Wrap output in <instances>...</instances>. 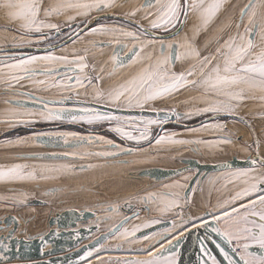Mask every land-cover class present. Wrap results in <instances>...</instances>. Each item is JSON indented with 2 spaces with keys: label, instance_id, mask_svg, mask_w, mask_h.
<instances>
[{
  "label": "snow or ice",
  "instance_id": "obj_1",
  "mask_svg": "<svg viewBox=\"0 0 264 264\" xmlns=\"http://www.w3.org/2000/svg\"><path fill=\"white\" fill-rule=\"evenodd\" d=\"M116 6V0H56L55 3L45 5L43 0H0V8L6 10L10 20L20 21L19 28L26 34L39 33L47 38L45 29L61 32V26L57 23L48 22V18L53 15L74 13L68 15V21H74L76 17H90L91 13L104 12ZM224 6V0H145L142 5L146 9L145 19L149 20L151 29L169 30L180 22V16L187 17L189 14L197 16L200 24L197 27V33L200 28L206 29L216 18L217 14ZM264 8V0H249V3L240 9L241 18L248 16V23L244 25L243 32L239 31L240 24L236 25L237 32L230 35L227 39L215 48L214 52L204 55L194 42L169 43L164 45L160 43L161 57L154 62L146 65L144 69L116 88L107 91L101 89L98 85L100 78H95L93 85L92 77L87 75H64L61 79L53 78L51 87L58 89H67L75 91L77 88L86 89L88 86H94L92 103L98 104L108 111H101L99 107L84 106L77 110L66 108L49 107V105L64 104L70 100L71 96L61 95L59 100H37L42 105L39 116L45 120H62L70 118L71 122H83L89 125L99 122H108L114 126L110 128L120 136L122 140L135 141L139 144L141 141L150 140V129L152 125H164L170 117L180 119V114L174 109L165 111L154 107L155 102L164 101L173 94L184 89H194L200 92V101L203 107H196L194 110L186 112V117L192 115H205L211 113L213 118L221 116L239 119L237 108L248 100L255 99V94L260 93V99L264 100V14H258V9ZM141 9H134L125 13L126 16H135ZM259 15V18H258ZM95 19V17H92ZM227 26H231L230 24ZM71 27V24H69ZM79 37V32L74 33ZM88 35H108L119 34L134 42L133 47L125 53V58L135 63L137 61H152L151 53L141 52L149 46L156 43L155 40H141V36L148 35L146 29L138 28L137 31H124L123 29L107 28L103 25L87 28ZM257 37V39H254ZM30 42V41H29ZM75 42V41H73ZM219 43V41H217ZM117 44L119 42L117 41ZM126 47V45L122 46ZM167 48V52H165ZM113 68H122L125 66V59L119 55L112 57ZM37 61L53 62L68 66L73 72H83L88 67L86 55H76L69 59L68 56H57L49 52L43 56H29L19 59L15 64L6 65L11 70H16L23 75H11L10 80L19 82L25 78H31L37 74V70L32 67ZM176 62L186 65L181 71H173ZM54 69H48L42 74L50 76ZM59 75V73H58ZM73 81L75 82L73 84ZM36 84H47L46 80L34 81ZM11 87V83H9ZM79 95V92H76ZM78 104L87 105L88 101H77ZM114 109V111H113ZM139 109L141 111L151 110L157 114L156 119L124 117L117 115L116 112L123 110ZM10 116L33 115V113H9ZM4 122L14 126L16 123H32L30 120H11ZM125 127L131 128L126 131ZM201 128L208 130L223 131V124H202ZM197 131V129H190ZM138 133V134H134ZM61 137L72 136L81 142L91 138L79 137L76 133H60ZM175 133L166 136H160L155 140L156 145L162 143L168 144H205L208 147H218L221 144L231 143L230 138L225 135L216 140H180L174 139ZM98 139L103 140V137ZM110 147L116 148L119 152H97V156H116L118 154H128L134 149L122 148L112 140L104 141ZM259 147V143H257ZM139 150V149H135ZM247 167L237 169L230 173L232 180H239L243 187L223 204L210 212L211 224L202 217H197L199 223H193V228H203L205 230L204 239L211 241L220 250V255L224 257L227 264H264V156L259 154L246 161ZM26 165L16 164L6 170L0 169V181L4 180H36V169L24 172ZM71 166H41V175L39 179H52L54 177L44 175L45 172H60L69 170ZM83 167V166H82ZM91 167V165H89ZM184 179H191L185 177ZM177 187L181 185L177 184ZM187 187V185H183ZM178 195V194H177ZM26 199V196L24 197ZM142 202L161 203L163 207L159 208L162 212H168L173 208L180 207L178 199H166L158 194L149 193L141 198ZM23 203L24 200H19ZM111 208V206H109ZM112 211L116 209L111 208ZM127 220V218H125ZM181 217V223H172L171 229H164L161 233H154V237L160 240L166 239L167 245L161 243L159 249L155 252L149 250L148 258L143 260L129 261L127 264H178L179 249L173 251V242L177 244L183 239L185 232L189 231L186 225L190 222ZM159 223L153 220L145 223L143 227H151L152 224ZM113 228H116L114 225ZM119 231V229H116ZM140 226H134L131 232L125 229L119 235L122 239L128 236H134L139 232ZM112 231V229H110ZM212 233L223 240L231 252L238 257L234 259L228 251L213 239ZM168 237H171L168 239ZM42 243L44 237H40ZM145 240L151 239L144 237ZM154 247V245L152 246ZM167 251L168 255L161 253ZM207 259H200L199 264H218L217 258L212 256L207 246L201 241L200 247ZM92 255L91 251H86L81 259Z\"/></svg>",
  "mask_w": 264,
  "mask_h": 264
},
{
  "label": "rangeland",
  "instance_id": "obj_2",
  "mask_svg": "<svg viewBox=\"0 0 264 264\" xmlns=\"http://www.w3.org/2000/svg\"><path fill=\"white\" fill-rule=\"evenodd\" d=\"M47 4V0H45ZM51 1V0H49ZM145 3V0H116V6L113 8H110L106 11H112V12H118L121 14L131 12L134 9H141L136 13L135 16H129L132 17L135 21L141 22L146 26H150L149 20L153 17H149L148 19H145L146 16V9L142 8V5ZM105 12V11H104ZM101 13V12H100ZM74 13L69 12L67 14H61L59 16L53 15L48 18V22L56 23L59 20L64 19L63 23H60L59 25L66 24L72 21L67 20L68 15H73ZM96 12L91 13L90 17H76V21L80 23V25H83L84 23L88 22L92 19V17H96ZM74 20V21H75ZM2 23V21H0ZM99 25H103L107 28H115V29H123L124 31H137L138 27L131 23H127L124 21H121L117 18H98L93 21L91 27H97ZM135 28V31H134ZM173 27H170L171 29ZM72 29L71 31H73ZM161 31H165L163 29H158ZM44 33L46 34L47 38H44L39 33H30L26 34L22 30L20 31H10L8 29L0 30V46H7V45H16V44H51L57 40L62 39L68 33L65 35H59L55 32V30H48L45 29ZM145 37V36H141ZM146 39H152V38H143L142 40ZM30 41V42H29ZM75 41V42H73ZM69 45L61 47L56 49L54 52H51L54 55L57 56H68L69 59L73 57V54L76 55H86V63L88 65L87 68L83 70V72H73L69 69L68 66L57 64L53 62H45V61H37L36 64L38 66H43L45 64L46 66L52 67L55 71H53V77L52 76H45L42 73L45 70H37V74L32 76V79L29 80V78H25L20 80L19 82L15 80H10L11 75H23L21 72L11 73L9 75V78L4 77V79H0V88L3 86L2 84H9L11 83V88L14 87V89L19 90H25L29 91V86L31 85L34 90L37 91L36 96H48L53 98H61V95L64 96H77L76 91H69L67 89H58L55 87H51V83L53 78L59 80L64 75L67 76H74V75H87L89 77L96 78V60L97 57L102 55H108V54H114L117 55L116 52H118L117 49H121L122 46H124L126 43H132L134 41L125 38L122 35L119 34H108V35H88L87 31H85L83 34H81L79 37H77L75 40H73ZM117 41L119 44H117ZM103 43V44H102ZM102 51V53L100 52ZM41 54V53H40ZM48 53H42L41 55H47ZM119 54V53H118ZM28 55H34V53H0V62L8 63L12 60V58H20L22 56H28ZM42 63V64H41ZM98 63V62H97ZM103 63L107 64V62L103 61ZM1 66V65H0ZM2 67V66H1ZM61 67H64V69H61ZM59 73V75H58ZM6 78V79H5ZM38 80H46L48 83L45 85L36 84L34 81ZM93 82V83H94ZM75 82L73 81V84ZM17 84H19L17 86ZM90 88V89H89ZM85 90H90L93 87H89ZM88 90V91H89ZM89 91V92H90ZM90 94V93H89ZM88 94V95H89ZM186 98H182L181 100H184L185 103L179 102L175 105H170L169 102L163 104H159L157 101L154 104L155 108L158 109H164L165 111L174 109L175 111H180V119L175 118L178 121L182 122H192L190 119L195 118H202L203 116L206 117L209 114L205 115H195V117H186L184 114L190 110H194L196 107H203L196 105L193 103L196 101V95L186 94ZM10 98V99H20L21 106H28V104L33 102V98L29 97L26 94L23 93H1L0 92V101L2 98ZM78 98L85 99L92 101V98H82V95L79 94L77 96ZM166 101V100H164ZM37 102V100H35ZM55 107V106H53ZM66 109L71 110H77L80 107L79 105H65ZM93 107V106H91ZM41 107H34L33 110H29L28 108H25L20 113H33V115H19L16 116H10L9 114L6 116L0 115V117H7L6 119L11 120H17V121H23V120H30L33 121L32 123H16L14 126H11L9 123L4 122L6 119L0 118V169L6 170L7 168L16 165H26L27 167L23 169L24 172L32 171L34 168L36 169V180H4L0 181V218L6 215L7 213H15L18 215L21 219V232L25 233L26 236H34L36 234H39L47 229L46 219L48 218L49 214H51L53 211L61 210L64 207L67 206H76L81 209H96V211H102L106 210L111 206V208L118 209V207L122 204L121 200L117 202H110L108 205H98L94 206V177L96 176V185L99 183L100 178L104 175H114L116 172L117 176H123L126 173V169L122 168V170H114V167H131L134 164L139 165L140 167L157 164V165H178L177 158L179 156V153H190V144H165L163 145H156L155 140L159 138L160 136H166V131H175V134L178 139L180 140H189L192 138L195 134H199L198 136H204L205 134L214 136V139H217L219 136L227 135L231 143L227 144V148L225 149V152L227 151L228 154H234L238 153L239 156L244 157L248 154H252L254 151V146L252 143V139L250 135L248 134V129L242 125L240 121L233 120L229 117H222L226 120V122H223L222 120L210 121L208 123L204 124H223L224 129L223 131L219 130H213L208 129L205 130L203 128H192L197 129V131H190V129L182 128L177 125H168L165 128H162L161 131L158 133V135H152L150 141L149 147L143 146L139 150H135L136 148H130L134 149V151L128 153V154H122L118 157L114 156H97L93 153H103V152H119L118 149L110 147L107 145L104 141L106 140H113V138L110 136V134H116L115 132L111 131L110 128L114 125L108 123V122H99L94 124H87L83 122H75L81 125L80 129H76L75 126L71 125L68 120H45L42 119L39 116V112L41 111ZM56 108V107H55ZM0 109H1V102H0ZM101 111H105L103 109H100ZM145 114L141 117H146L145 119H156L157 114L153 111H149L146 109L143 111ZM248 113V112H247ZM262 115V114H261ZM243 116V115H242ZM260 116V115H259ZM20 117V118H19ZM124 117H132V116H124ZM245 117V116H244ZM19 118L20 120H18ZM136 118H139L136 117ZM247 118V117H246ZM249 119V118H248ZM3 121V122H2ZM71 121V120H70ZM60 122V126L54 127L53 125H57L56 123ZM250 122L255 126V129L258 133L259 138V144H260V153L264 156V116L260 118H254L252 117ZM228 124V126H226ZM233 124V127L231 125ZM66 125L65 127H63ZM157 125H152L151 129ZM54 127V128H53ZM10 129V130H7ZM90 129L91 131L87 130ZM93 130V131H92ZM126 131H131V128L125 127ZM154 130L157 131V128ZM246 132V133H245ZM60 133H76L79 137H85V138H91V142L86 141L85 143L79 144L73 148H61L60 144H66L70 143L71 141L78 140L75 137L72 136H66L62 138H57V136H60ZM153 133V132H151ZM138 134V133H134ZM118 135V134H117ZM219 135V136H217ZM61 137V136H60ZM100 137H103V140L98 139ZM45 138V139H44ZM135 142V141H131ZM136 143V142H135ZM122 148H126V145L119 144ZM175 151H178L177 154ZM182 154V155H185ZM176 156V157H175ZM54 157V158H52ZM57 157V158H55ZM182 157V156H181ZM59 165H68L71 166L69 170L60 171V172H45L44 175L54 177L52 179H39V176L41 175L40 167L41 166H59ZM91 165V167H89ZM142 165V166H141ZM83 166V167H82ZM72 170V171H71ZM96 170V175H95ZM237 169H230L227 170L228 173V180L229 181H237L239 180H232L230 173L235 171ZM70 171V172H69ZM81 174V175H80ZM189 177L188 172L186 174L180 175L175 177L170 182H166L162 184L163 186L167 185H173L174 183L177 184L178 181H180L178 184L183 187V185H186L187 180L184 179L183 176ZM63 183L68 182L69 188L72 192L65 194L62 188L64 185ZM60 181V182H58ZM132 184V183H131ZM129 185V187H135L136 184ZM71 186H74L71 188ZM100 186V185H99ZM116 188H120V184L117 183ZM84 188V189H83ZM86 189H89L87 191ZM104 189V188H102ZM154 192L157 191L154 189ZM96 191L99 192V188H96ZM149 193H152L150 191H143L139 197L143 198L146 197ZM26 196V199L24 197ZM79 197V198H78ZM97 197V195H96ZM136 197V196H135ZM230 197H232V194H230ZM39 198L44 200L45 204L36 206V205H30L28 203L29 200ZM99 198V197H98ZM141 198L139 200H141ZM24 200L23 203H19V200ZM135 198L129 197L127 200H134ZM114 215H111V213H104L101 214V217L107 218L108 220L110 217H114V220L110 221H103V227L106 228L107 225H111L112 223L116 222L118 218H121L125 213L120 212L116 210L113 212ZM116 213V216H115ZM159 213V212H155ZM155 217V220L158 218L157 215L153 216ZM162 217V216H159ZM136 220L132 223V219H130L122 228L120 232H123L125 229H130L131 231L132 227L131 225H137L143 227L145 223H149L151 221L147 220V213H143L142 217H139L137 219V216L134 217ZM151 219V218H149ZM132 220V221H131ZM95 221L94 219L90 222ZM119 232V233H120ZM96 236V233H93L88 240H92ZM113 238V237H112ZM110 238L108 241L104 242L105 247L102 248H95L91 250L92 255L89 257H86L85 259H80L77 264H98L102 261H123V263H127L129 259L126 258L125 255L127 254H135V253H141L143 251H135L136 245L141 243L137 242L142 239H136L132 240L136 242L134 243V250L125 249V245L123 248L116 249L115 245H117V248L119 247V243L122 241L124 242V239L120 237L118 234L115 239ZM182 239L179 241L181 242ZM167 245V244H166ZM179 243L177 244L175 241L173 242V247L178 248ZM146 246H144L145 248ZM143 248V250H144ZM127 252V253H126ZM129 252V253H128ZM134 252V253H133ZM145 252V251H144ZM167 251L161 253L165 254ZM101 254H113L109 256H104L99 259H93V257L101 255ZM229 255H232L229 252ZM221 258H224L222 255H220ZM137 259H143L138 258ZM234 258V257H233ZM125 259V260H124ZM132 260V259H131ZM133 261V260H132ZM227 262V261H226Z\"/></svg>",
  "mask_w": 264,
  "mask_h": 264
},
{
  "label": "water",
  "instance_id": "obj_3",
  "mask_svg": "<svg viewBox=\"0 0 264 264\" xmlns=\"http://www.w3.org/2000/svg\"><path fill=\"white\" fill-rule=\"evenodd\" d=\"M103 17H112V18H117L129 23L134 24L138 28L146 29L148 32L149 37L153 38H171L175 35H177L180 31H182L187 17L181 16L180 22L178 25L175 27L170 32L167 33H161L158 31H155L142 23L135 21L134 19L118 13V12H110V11H105L96 14V19L98 18H103ZM95 19H91L88 22L84 23L83 25H80L75 29V31L66 37L65 39L54 43L50 45H12V46H0V53H12L14 51H24V50H29L32 53H44L47 51H51L54 49H58L59 47L65 45L72 39L76 38L77 36L74 34L76 32H79V35L83 33L90 25H92L93 21ZM77 23H72L71 27H75ZM68 26H64L61 28V31L66 30L67 28H71ZM61 69H64V67H61ZM1 93H23L28 95L29 97L33 98V102L28 104V106H21L20 99H10V98H5L3 97L1 102V108L4 110H8L11 112H16L20 113L22 110L25 108H28L29 110H33L32 108L34 107H41L42 105L35 102V100H59L60 98H53V97H48V96H41L38 97L36 96L35 93H32L30 91H25V90H19V89H14L10 87H1L0 88ZM77 101H88L89 103L87 105L84 104H78ZM65 105H79V106H93V107H99L100 109H103L105 111H108V108H104L98 104L92 103V101L85 100V99H80L78 97H73L71 95V99L65 101L64 104H56V105H49V107L55 106L56 108H65ZM114 111V109H113ZM151 110H148V112ZM179 113V112H178ZM117 115L121 116H132V117H138L139 118L144 115L145 113L139 109H132V110H123L116 112ZM239 119H234L232 117H229L233 120L240 121L242 125H244L248 129V134L250 135L252 139V143L254 146V151L252 154H248L244 157L239 156L238 153L230 154L227 156V158L224 159H218V160H204L200 159L197 156H194L192 152H190L187 155H183L182 157H178V165H157V164H152L148 165L147 167L141 168L140 171H138L136 174L130 172L131 179L129 180L130 183L134 184L139 182H142L140 186H136V192L138 195L142 193L143 191H147L152 189V192L154 194L153 188L156 190L161 189L163 187L164 182H170L173 180L175 177L186 174L188 172L189 177L191 179H187L186 185L184 189V196L188 197V194L194 187L196 188L200 187V183L203 181V179L208 176L210 173L213 172H219V171H225V170H230V169H239V168H244L247 167L246 161H248L251 157L259 154L260 156H263L260 153V148L257 147V143H259V138L257 135V131H255V126L250 122L251 119H248L244 116H241L240 114H237ZM222 117H227V116H221L219 118H213V115L210 114L206 117H202L201 119L191 122V123H186L182 121H178L174 119L173 121H168L164 125H159L157 126V131L155 135H158V133L161 131L162 128H164L166 125L169 123H172L174 125H177L182 128H194L196 126L202 125L204 123L221 119ZM146 118V117H142ZM171 118V117H170ZM174 118V117H172ZM20 120V119H18ZM63 120H68L70 121V118H65ZM146 120V119H145ZM3 122V121H2ZM74 122H71L70 124H73ZM227 126V125H226ZM54 128V127H53ZM154 129V128H152ZM150 129V132L151 130ZM10 130V129H7ZM1 135V134H0ZM225 136V135H222ZM57 138H62L60 136H57ZM45 139V138H44ZM87 140L81 142L80 140H74L71 141L70 143L66 144H60L61 148H73L79 144L85 143ZM152 141H146L141 146H134V147H143L146 145H149ZM129 146V145H128ZM140 149V148H136ZM118 154L114 157H118ZM54 158V157H52ZM57 158V157H55ZM137 168V167H136ZM140 168V167H139ZM129 174V173H128ZM137 180V181H136ZM135 185V184H134ZM161 186V187H160ZM169 186V185H168ZM84 189V188H83ZM87 190V189H86ZM30 205H36L40 206L45 204L44 200L39 199V198H34L28 201ZM124 204H128L127 206H119L118 211L124 212L125 214L121 217V219H117L116 221V228H112V231L108 230L105 233L95 236L92 240H88L89 237L93 234L96 233L97 229V224H95V221L90 222L91 220H96L98 221L99 218L101 217V214L104 213H111L114 214L111 208H108L106 210L102 211H96V209H81L76 206H67L62 208L61 210L58 211H53L51 214H49L48 218L46 219V224H47V229L39 234H36L34 236H26L25 233L21 232V219L18 215L15 213H7L3 217L0 218V264H77L78 261L81 259L82 256H84V253L86 251H91L95 248H100V247H105L104 242L108 241L111 236L117 231L116 229H120L122 226H124L130 218L133 217V222H135V216H137V219L139 217L143 216V213H148L149 212V206H142L139 207L136 204L130 202L127 200ZM100 204H96L98 206ZM95 206V205H94ZM139 208L141 210L134 209ZM184 209H187V205L183 206ZM100 212V215L97 214ZM140 213V215H139ZM116 214V213H115ZM105 217V216H104ZM102 218L100 219L103 221H110L114 220V217H110L108 220L107 218ZM127 218V220H125ZM158 220V219H157ZM152 222V221H151ZM150 223V222H149ZM83 224H89L86 227L82 226ZM170 221L166 220L164 222H159L152 224L151 227L145 228L141 227L139 232H136L134 236H128L126 239H124V242L122 241V248L124 247L127 249V247L133 249V245L131 244L132 240L136 239H142L137 242L144 243L146 246L142 247L141 250L139 251H145L152 249L153 245L154 247L159 244L155 241V238H153L154 233H161L163 232V229L165 227H168L170 225ZM96 230V231H95ZM200 234L196 236L195 229L194 230H189L185 237V242L180 248V255L178 258V264H191L192 258H193V249L192 245H195L198 243V240L204 239V232L202 230H198ZM44 237V241L42 243L40 237ZM117 236V235H116ZM116 236H113L115 239ZM150 237L149 239L152 242H149V240H145L144 237ZM199 237V239H198ZM112 238V239H113ZM134 242V241H133ZM161 242V240H160ZM136 244V242H134ZM120 244V243H119ZM144 248V250H143ZM120 249V248H117ZM130 250V249H129ZM135 251H138L137 249ZM15 260V262H14Z\"/></svg>",
  "mask_w": 264,
  "mask_h": 264
},
{
  "label": "crops",
  "instance_id": "obj_4",
  "mask_svg": "<svg viewBox=\"0 0 264 264\" xmlns=\"http://www.w3.org/2000/svg\"><path fill=\"white\" fill-rule=\"evenodd\" d=\"M43 2L45 3L46 1L43 0ZM55 2H56V0H51V1L47 0V4L55 3ZM248 3H249V0H224V6L220 10V12L217 14V16L213 20V22L206 29L200 28L198 33H197V27L200 24V21L197 18V16L189 14L182 31H180L177 35H175L171 38H166V39H152V40H155L156 43L149 46L148 48L144 49L143 52H141V55H144L145 52L151 53L152 61L143 60V61H137V62L133 63V62L129 61L128 59H126L125 57L120 56V55H125V53L128 52V49L132 48L133 44L137 43V42L126 43L125 44L126 47H121V49H117L118 52H116V54L119 55L122 59H125V66L122 68H119V67L115 68V69L113 68L112 57L114 56V54H108V55H102L101 54L99 57H97V60H96V77L100 78V83L98 86L101 89L107 91L109 89L118 87L119 85L125 83L127 80L131 79L133 76H136L137 74H139L144 69V67L146 65L154 62L157 58L161 57V53H160V43L161 42H163L164 45H168L169 43H177V44L184 43L185 40H187L190 43L194 42L195 45L201 50L202 54H204V55H207V54L214 52L215 48L218 47L220 43H223V41L225 39H227L230 35H234L237 32V28H236L237 24H240L239 31L243 32L244 25H246L248 23V16L245 15V16H243V18H241L240 9L243 8L244 5H246ZM47 4L45 3V5H47ZM257 11H258V14H264V8H259ZM258 18H259V15H258ZM0 21H2V23H0V24H4V25L8 24L9 26L12 25L14 27V29H16L18 31L20 30V28H19L20 21L10 20L8 15H7L6 10H4L2 8H0ZM63 21H64V19L59 20L56 23L60 24V23H63ZM229 24L231 25L230 27L227 26ZM3 29L4 28H2L0 26V30H3ZM143 38H149V37H146V36L142 37L141 40ZM254 39H257V37H254ZM217 41H219V43ZM100 52L102 53V51H100ZM165 52H167V48H165ZM29 56H43V55L34 54V55L22 56L20 58H12V60L8 63L0 62V65L2 66V67L0 66V79L1 80L4 79L5 76H6V78H9V75L11 73L19 72V71L11 70V69L7 68L6 65L15 64L19 59H24V58H27ZM103 61L107 62V64L103 63ZM43 65H44V67L38 66L35 63L32 65V67L35 68L36 70H41V71H43L45 69L46 70L52 69V67L46 66L45 64H43ZM185 66L186 65H182L180 62H176L175 66L173 67V71L179 72ZM50 76L53 77V72L51 73ZM30 79H32V77ZM93 82H94V80H93ZM2 85L3 86H1V87H10L9 84H7V85L2 84ZM18 85L19 84H17V86ZM31 85L29 86V91L32 93H37V91L34 90V88ZM93 85H95V82L93 83ZM89 87H93L91 89V91L89 90L90 89ZM87 88H89L88 90L90 92L88 90L80 89V88H78L76 92H79L82 95V98H92V95L94 94V86H88ZM186 94L196 95V97H194V98H196V101H194L193 103H195L196 105L202 106V102L199 99L200 92L198 90H194V89L181 90L180 92L175 93L171 97L167 98L166 101L157 102V103L164 105L165 103L169 102L170 105L172 104V105L176 106V103H179V102L185 103V101L181 100V99L186 98L187 97ZM77 96H75V97H77ZM255 96H256L255 99H248V100L242 102L239 105V107L237 108V114H240L241 116L243 115L249 119H251L252 117L260 118V117L264 116V100L260 99V93H258V92L255 94ZM178 112H180V111H178ZM9 113H12V112L8 111V110H4L3 108L0 109V115L6 116ZM18 116L19 115H17V117ZM192 117H195V115ZM0 118L6 119L7 117H0ZM19 118H17V119H19ZM195 119H197V118H195ZM195 119L192 118L190 120H195ZM222 119H224V118L217 119V120H218V122H220L219 120H222ZM213 121H215V120H213ZM222 121L226 122V120H222ZM200 126L201 125L196 126L194 128H198ZM227 126H228V124H227ZM231 127H233V124L231 125ZM187 129H192V128H187ZM175 131L176 130L166 131V135H171V134L175 133ZM255 131H256V129H255ZM175 134H177V133H175ZM198 135L199 134H195L189 140H193V141L194 140H203V141L216 140L213 138L214 136H212V135H208V134H205L204 136H198ZM257 135H258V133H257ZM217 136H219V135H217ZM220 137H222V136H219L218 138H220ZM174 139H178L176 135H175ZM165 144H168V143H163V145H165ZM259 146H260V144H259ZM227 147H228L227 144H221L218 147H208L205 144H192L190 146V151L192 152V154H194V156H197L200 159L218 160V159L227 158V156H229L228 152L227 151L225 152V149ZM177 152L178 151H175L176 154H177ZM182 154H185V153H181V154L179 153L176 156L181 157V156H183ZM187 154H189V153H187ZM187 154H185V155H187ZM137 166H139V165H137V164L133 165V167H137ZM61 181H62V185H63L64 181L63 180H61ZM242 187H243V184L241 182L228 180L227 170L210 173L200 183L199 191H192L190 193V196L188 197L187 204H188L190 212L195 216L194 221L199 223V220L196 218L202 217L203 219L208 220L211 224V216L208 214L210 212L214 211L218 205L223 204L224 201L230 199L231 198L230 194H232V196H233L235 194V192L239 191ZM161 188L162 189L159 188V190L155 191L154 194H158L159 196H163L166 199H178V202L180 205H182L184 203V201L181 197V194L177 195V193H176L178 190L181 191L182 190L181 188L179 189V187H175L174 185H169V186L165 185ZM148 191H152V189H150ZM148 205H150L149 206L150 210L147 213V220L148 221L155 220V217H153V216H156V215L158 217L157 219H159V216H167V215L171 214L175 209V208H173L168 212H162L159 210V208L163 207V205L161 203H159V202L153 203V202L149 201ZM155 212H159V213H155ZM149 218H151V219H149ZM131 226H132L131 229H133V227L137 226V225H131ZM129 230L130 229H128V231ZM129 232H131V231H129ZM212 235L216 236L215 233H212ZM131 244L133 245L134 242L131 241ZM205 245L208 248V245L207 244H205ZM200 247H201V240H198V264H199L200 259H207V257L203 253H201ZM149 250H151V249H149ZM149 250H145V252H147ZM208 250H209L210 254L213 256L214 254L212 253V251H210L209 248H208ZM161 255L166 256V255H168V253L161 254Z\"/></svg>",
  "mask_w": 264,
  "mask_h": 264
},
{
  "label": "flooded vegetation",
  "instance_id": "obj_5",
  "mask_svg": "<svg viewBox=\"0 0 264 264\" xmlns=\"http://www.w3.org/2000/svg\"><path fill=\"white\" fill-rule=\"evenodd\" d=\"M110 12H112V11H110ZM182 16V15H181ZM181 16H180V18H181ZM129 17V16H128ZM104 18V17H103ZM106 18H112V17H106ZM130 18H132V17H130ZM133 19V18H132ZM120 20V19H119ZM121 21H123V20H121ZM124 22H126V21H124ZM72 23H77V25L75 26V27H71V28H67L66 30H64V31H61L60 33H58L60 36L62 35H65L66 33H68V35H66L65 37H63L62 39H60V40H57V41H55V42H53V43H51V44H54V43H57V42H59V41H61V40H63V39H65L66 37H68L69 35H71L74 31H75V29H77V27L78 26H80V23L79 22H77L76 20L75 21H72V22H69V23H66V24H62V25H60L61 26V28L62 27H64V26H68L69 24H72ZM127 23H129V22H127ZM141 23V22H140ZM132 24V23H131ZM143 24V23H142ZM134 25V24H133ZM144 25V24H143ZM178 25V23L176 24V26ZM0 26L2 27V28H4V29H8V30H10V31H18V30H16V29H14V27L12 26V25H8V24H6V25H4V24H0ZM146 26V25H145ZM175 26V27H176ZM147 27H149V28H151L150 26H147ZM175 27H173V28H171V29H169V30H167V31H161V30H158V29H156L155 31H158V32H161V33H167V32H170V31H172L173 29H175ZM88 28H90V26L88 27ZM72 29H74L73 31H71ZM137 30V29H136ZM154 30V29H153ZM20 31V30H19ZM85 31H87V29L85 30ZM84 31V32H85ZM134 31H135V28H134ZM83 32V33H84ZM83 33H81V34H83ZM80 34V35H81ZM79 35V36H80ZM146 37H149V36H147L146 35ZM77 38V37H76ZM76 38H74V39H72L71 41H69L68 43H66L65 45H63V46H61V47H64V46H67V45H69L73 40H75ZM149 38H152V39H159V38H153V37H149ZM163 39H166V38H163ZM103 44V43H102ZM16 45H50V44H30V43H26V44H16ZM7 46H12V45H7ZM61 47H59V48H61ZM56 49H54V50H51V51H47V52H44V53H49V52H54ZM30 51L29 50H24V51H14L13 53H29ZM30 53H32V52H30ZM34 54H39V53H34ZM42 54V53H41ZM121 57H125V55H120ZM177 113H178V111H176ZM204 117V116H203ZM175 119V117L174 118H169V120L168 121H173ZM199 119H201V118H197V119H195V120H191L192 122H195V121H197V120H199ZM52 122V121H51ZM62 122V121H61ZM189 123H191V122H189ZM57 125H53L54 127H57V126H60L59 124H60V122H58V123H56ZM71 125H73V126H75V128L76 129H80L81 127V125H79L78 123H73V124H71ZM168 125H172V123H169ZM168 125H166V126H168ZM66 125H64L63 127H65ZM157 126H159V125H157ZM157 126H154L153 128L155 129V128H157ZM165 126V127H166ZM164 127V128H165ZM154 129H152L151 130V132H153V133H151L152 135H155V133H156V130H154ZM87 130H89V131H91L90 129H87ZM93 131V130H92ZM110 136L113 138V140H115V144H123V145H126V148H142V147H134V146H141V145H144L143 143L144 142H146V141H141L139 144H137V143H135V142H131V141H126V140H122L121 138H120V136L119 135H117V134H110ZM150 138H151V135H150ZM129 145V146H128ZM149 145H150V143H149ZM149 145H146V147H148ZM142 166V165H141ZM140 166H137V168L136 167H133V166H131V167H114L113 169L114 170H117V169H119V170H122V168H125L127 171H126V173H125V175H123V176H117L116 175V172L114 173V175H106V176H102L101 178H100V181L98 180V182L97 183H99L98 185H96V176L94 177V188H93V190H94V195H95V198H94V205L96 206V204H100V205H108V204H110V202H117V201H120L121 200V202H122V207L123 206H127L128 204H124L126 201H127V199L129 198V197H131V198H135L134 200H129L130 202H132V203H134V204H136L137 206H139V207H142V206H147L148 205V202H142V199L141 200H139L141 197H139L138 196V193H135L136 192V186L138 187V186H140L141 184H142V182H137V183H134V184H136V186L133 188V187H129V185L131 184L130 182H129V180L131 179V175H130V172H132V173H134V174H136L138 171H140L141 170V168H144V167H147V166H144V167H140ZM95 175H96V170H95ZM129 173V174H128ZM207 177V176H206ZM205 177V178H206ZM204 178V179H205ZM203 179V180H204ZM137 181V180H136ZM180 181H178V183H179ZM117 183H119L120 184V188H116L117 186ZM164 183H166V182H164ZM163 183V184H164ZM177 183V184H178ZM177 184H173L175 187H177L176 185ZM64 185H65V187H66V189H65V194H67V193H70V192H72L71 190H70V186H69V184H68V182H66V183H64ZM100 185V186H99ZM132 185V184H131ZM72 187H74V186H71V188ZM161 187V186H160ZM96 188H99V192L98 191H96ZM102 188H104V189H102ZM182 189L181 191L180 190H178L176 193L177 194H181V197H182V199H183V201H184V203L182 204V205H180V207H176L175 209H174V211L171 213V214H169V215H167V216H162V217H159V219H158V221L159 222H164V221H166V220H168V221H170V225L168 226V227H165L164 229H171V227H172V223L173 222H175L176 224H180L181 223V217H183V219L184 220H189V218H191V220H190V222L186 225V227L189 229V230H194L195 229V232H196V236H198V234H200L199 232H198V230H202L203 232H204V234H205V230L203 229V228H193L192 227V224L193 223H197V222H195L194 221V219H195V216L190 212V210H189V207H188V204H187V201H188V197L190 196V193L192 192V191H199V189H200V187L199 188H196V186L194 185V187L192 188V190L190 191V193L188 194V197H185L184 196V194H183V192H184V189H185V187H179V189ZM162 189V188H161ZM176 190V189H175ZM135 191V192H134ZM141 194V193H140ZM96 195H97V197H96ZM136 196V197H135ZM99 197V198H98ZM79 198V197H78ZM185 205H187V209H184L183 208V206H185ZM134 209H137V210H141V209H139V208H135L134 207ZM97 214H99L100 215V212H98ZM112 215H114V214H112ZM139 215H140V213H139ZM115 216H116V214H115ZM103 217H100L99 218V220L98 221H96L95 220V224H97V231H96V236H98V235H100V233L101 234H103V233H105L106 231H108V230H110V229H112L113 228V226L116 224V222H114V223H112L111 225H107L106 226V228H104L103 227V223L100 221V219H102ZM133 218V217H132ZM132 218H130V219H132ZM115 219V218H114ZM119 219H121V218H118V220ZM132 220H134V219H132ZM131 220V221H132ZM132 223H133V221H132ZM198 224V223H197ZM87 225H89V224H83L82 226H87ZM130 227H132V226H130ZM122 228H123V226L119 229V231H116L112 236H111V238L113 237V236H116V235H118L119 234V232L122 230ZM164 229H163V231H164ZM128 230V229H127ZM188 232V231H187ZM213 236V235H212ZM171 237H168V239H170ZM185 239H186V237H185V234H184V237H183V239H182V241L181 242H179V245H178V249H179V255H180V248H181V246L183 245V243L185 242ZM198 239H199V237H198ZM213 239H215L218 243H220L221 244V246L224 248V250L225 251H228V252H230L231 254H232V256L234 257V259H237L238 257H236V255L234 254V253H232L231 252V249L228 247V245L223 241V240H221L219 237H216V236H213ZM157 240H160V238L159 237H156L155 238V241H153V242H156ZM203 240V243H205V244H207L208 245V248L210 249V251H212V253L214 254L213 256H215L216 258H217V260H218V264H227V262H226V260L224 259V258H221L220 257V250L219 249H217L216 248V245L215 244H213L211 241H209V240H206V239H202L201 238V241ZM165 241H167L166 239H163V240H161V243L162 242H165ZM149 242H152V241H150L149 240ZM152 242V243H153ZM146 244V242H144V243H139V244H137L136 245V249L139 251V250H141L142 249V247L144 246ZM119 247L118 248H122V243H120L119 245H118ZM99 248V247H98ZM104 248V247H103ZM115 248L117 249V245H115ZM133 248H135V247H133ZM127 249H132V248H130V247H127ZM175 249H176V247H173V251H175ZM192 249H193V258H192V261H191V264H198V243L197 244H195V245H192ZM168 253V252H167ZM96 257V256H95ZM95 257H93V259H95ZM126 258H131L133 261H136V260H143V259H137L136 257H128L127 255H125V259ZM124 259V260H125ZM131 259H129V261H132ZM128 261V262H129ZM98 264H127V263H123V261H121V260H119V261H115V260H113V261H102V262H100V263H98Z\"/></svg>",
  "mask_w": 264,
  "mask_h": 264
},
{
  "label": "bare ground",
  "instance_id": "obj_6",
  "mask_svg": "<svg viewBox=\"0 0 264 264\" xmlns=\"http://www.w3.org/2000/svg\"><path fill=\"white\" fill-rule=\"evenodd\" d=\"M245 133H246V132H245ZM80 175H81V174H80ZM183 177L185 178L186 175L183 176ZM58 182H60V181H58ZM63 185H64V184H63ZM62 189H63V190L66 189L65 185H64V187H63ZM87 191H89V189H87ZM64 193H65V192H64ZM186 233H187V232H185V235H186ZM162 243H164V244L166 245V244H167V241L162 242ZM159 247H160V244H158V245H156L155 247H153V248L151 249V251L155 252L157 249H159ZM109 255H113V254H101V255L96 256L95 259H99V258H101V257L109 256ZM127 256H128V257H138V258H142V257H143V259H147V258H148V251H147V252H141V253H135V254H127ZM14 262H15V260H14Z\"/></svg>",
  "mask_w": 264,
  "mask_h": 264
}]
</instances>
